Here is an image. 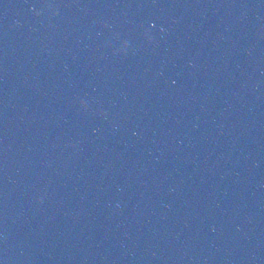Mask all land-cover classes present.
I'll return each instance as SVG.
<instances>
[{
  "label": "water",
  "instance_id": "obj_1",
  "mask_svg": "<svg viewBox=\"0 0 264 264\" xmlns=\"http://www.w3.org/2000/svg\"><path fill=\"white\" fill-rule=\"evenodd\" d=\"M0 264H264V0H0Z\"/></svg>",
  "mask_w": 264,
  "mask_h": 264
}]
</instances>
